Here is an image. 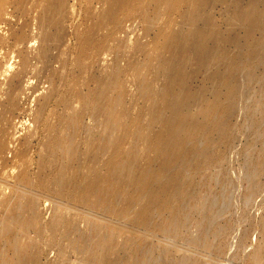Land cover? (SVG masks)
Wrapping results in <instances>:
<instances>
[{
    "label": "rangeland",
    "instance_id": "rangeland-1",
    "mask_svg": "<svg viewBox=\"0 0 264 264\" xmlns=\"http://www.w3.org/2000/svg\"><path fill=\"white\" fill-rule=\"evenodd\" d=\"M47 1L0 0V116L3 117V121H0L2 144L0 149V222L2 223L4 216L2 200L12 194L13 184L19 173L27 171L35 185L33 212L38 217L40 225L46 227L53 213H59L63 219L74 223L75 230L89 237L86 220L99 218L96 214L71 204L68 201L69 196L62 199L55 197L56 192H59L56 184L47 185L44 191L36 188L39 161L48 153L46 145L50 137L57 132L64 136L71 133L79 153L77 164L68 172V176L71 177L77 171L85 174L86 168L83 167L87 156L85 143L92 136V130L89 129L98 127L102 120L92 111H82L77 95H87L95 89L97 79H105L110 74L117 73V86L115 91L108 88L110 89L108 94L122 96V103L116 105L115 110L125 113L122 119L123 124H119L114 136L123 137L127 128L132 132L134 130L132 120L141 111L144 112L143 122L148 121L147 100L139 92L138 75L150 84L151 90L157 92L162 88L165 83L164 76L154 77L157 67L154 58L158 50L155 47L156 35L158 31L173 33L180 30L181 11L185 10L188 0H177L183 5L180 11H170L163 5L159 8L158 15H154L150 9L154 0H137L139 5L133 10H126V6L129 2L136 0H119L118 8L110 19H102V12L110 7L112 0H65V12L63 11L64 14L56 24V28L50 30L52 33L56 31L59 36L49 44L48 61L44 62L37 57L44 46L40 17ZM252 1L256 5L255 16L258 20L264 21V0ZM247 2L248 0H209L201 5L194 29L199 35V31L203 30L205 25L211 26L212 39L202 44V47L200 45L196 47L198 36L192 37L190 42L195 44L190 55L191 61L183 67V73L188 76L189 89L192 92L202 93L206 105L214 101L215 90L219 92L221 99H225L226 81L223 80V76L226 66L222 53L226 54L227 60H233L236 69L238 68L235 78L238 95L233 101L231 113L226 120L229 129L226 139H219L216 133L196 137L198 142L196 145L199 148H207L211 158H220L219 165L207 171L213 175L211 185L208 189H202L204 191L210 189L209 203H214L212 206L210 204L216 214L215 218L213 216L212 222L215 226L213 228H217L219 233L220 230L224 232L218 234L214 230L213 235L210 233L208 238L210 249L197 256L186 247L183 238H197L200 236V228L206 227L209 221L206 223V220L196 219L199 222L197 223L199 228L196 223L193 224L184 232L182 238L151 239L152 244L161 249H158L154 256L156 264H167L166 251L173 253L171 256L173 260L170 258L172 264L185 262L191 256L195 260L198 258L200 264H249L255 252L264 254L262 228L264 163L260 164L263 165L260 166L261 169L255 165V158L259 157V153L264 159V31L247 29L246 24L232 16L231 7L229 9V6L236 5L234 7L236 10H244ZM146 19H149L148 28ZM206 22H209V25ZM93 28L94 42L100 47L94 48L83 43V49L85 48L83 58L86 64L82 68L77 64L78 48L85 34ZM19 30L24 32L25 39L15 43L14 35ZM249 40L259 44L252 55L254 57L245 51ZM23 51L28 57L27 71L20 89L10 95V77L20 69L19 53ZM193 52L194 59H192ZM205 52L213 54L215 58L209 65L199 66L195 58ZM245 55L248 60H245ZM52 71L57 72L58 78L54 84L57 95L50 100L48 108L46 107L38 117L42 98L53 86ZM213 73H216L214 81L206 80ZM10 98L13 99L11 109L7 108ZM63 102L66 105H63ZM77 114H81V118L78 119L75 130L72 131L61 119ZM188 114L190 120L196 121L193 105L188 107ZM52 129L56 130V133ZM153 130H158V126ZM93 132L95 134V129ZM125 148L128 147L125 146ZM139 148L143 149L142 146ZM108 157L109 155L106 154L101 157V160L99 159L100 161L98 160L99 174L106 172ZM198 177H193L191 174L190 177L187 176V180L197 181ZM202 189L198 188L201 191ZM26 198L20 199L22 205L27 203ZM214 209L220 210L221 213ZM23 215L27 216L28 213ZM99 220L105 225L112 224L106 218ZM120 226H117L120 234L115 238V247L110 248V259L115 260V264H133V261L128 259V251L133 248V242H131L134 238L133 234L125 224ZM30 237L39 246L38 264L56 263L61 260L65 264H81L83 261V255L67 247V242L63 240L60 233L53 240L48 232H45L41 240L33 234ZM71 238H75V235ZM259 248L261 251L258 250ZM61 249L66 251L65 258H59L57 254ZM162 251L165 253H161ZM194 254L196 257L193 258Z\"/></svg>",
    "mask_w": 264,
    "mask_h": 264
},
{
    "label": "bare ground",
    "instance_id": "bare-ground-1",
    "mask_svg": "<svg viewBox=\"0 0 264 264\" xmlns=\"http://www.w3.org/2000/svg\"><path fill=\"white\" fill-rule=\"evenodd\" d=\"M64 1L48 0L41 13L40 27L43 30L42 42L44 46L37 57L41 61H48L49 44L59 36L56 31L52 33L50 30L56 28V24L65 12ZM118 1L112 0L113 3L110 7L102 12V19L113 17L116 8H118ZM136 1L129 2L126 10H133L134 7H137L139 2ZM208 1L188 0L185 10L181 11L182 26L180 30L173 33L158 31L155 43L158 50L154 58L157 67L154 77L163 75L165 83L156 92L151 90L150 84L143 81L142 77L138 75L139 92L147 100L148 121L146 123L143 122L144 112L141 111L132 120V124H134L132 132L127 128L123 137L114 136L119 124H123L122 119L125 116L124 112L115 110L116 105L122 103V96L120 94L109 96L108 94L110 89L115 91L117 73L110 74L109 77L102 80L97 79L95 89L87 95H77L82 105L81 110L84 112L92 111L102 120L98 127L93 128L95 134H93V129H89L92 130V136L85 143L87 148L86 160L83 163V167L86 168L85 174L77 171L71 177L68 176V172L77 164L79 152L74 145L71 133L64 136L52 129L56 134L48 140L46 145L48 153L39 161L36 188L44 191L47 189V185L56 184L59 192H56L55 197L62 199L69 196L68 201L71 204L86 212L96 214L99 219L106 218L112 224L105 225L99 219L86 220L89 229L87 231L90 232H88L90 236L85 237L77 229L75 230L71 220L63 219L59 213H53L46 227H42L38 217L33 212L35 185L31 181L29 172L23 171L19 173L13 184L12 194L2 200L4 216L2 223L0 222V264H38L39 246L32 241L31 234L41 240L45 232H48L53 240L60 233L63 240L67 242V247L73 252L76 251L83 255L81 264H115L116 261L110 259V248L115 247V238L120 234L117 226L125 224L134 237L131 239L133 248L128 251V259L130 258L133 264H156L154 256L160 248L152 244L151 239L182 238L184 232L189 230L193 224L199 225L196 219L206 220V223L209 221L206 227L200 228V236L197 238H183L186 247L197 256L210 249L208 241L210 233L212 234L214 230L218 234L224 232V230H220L219 233L217 228H213L215 227L212 222L213 216L216 214H214L211 206L214 203H209L211 200L208 194L210 189L205 191L202 189H208L211 185L213 175L207 171L219 165L220 158H211L207 148H199L196 145V137L197 135L216 133L219 139H226L229 130L226 120L231 113L233 101L238 95L235 80L238 68L236 69L233 60H227L226 54L222 53L221 56L225 60L226 66L223 76V80L226 81L225 99H221L219 92L215 90L213 92L214 101L208 105L204 103L202 93L192 92L189 89L188 76L183 73V67L191 61L190 55L195 44L190 40L197 35L194 23L199 17L201 5ZM163 5L170 11H180L183 6L177 0H154L150 9L154 15H158L159 8ZM234 7L236 5L229 6L232 16L246 24L247 29L264 31V21L258 20L255 16L257 10L252 0H248L244 10H236ZM206 23L209 25V22ZM146 24L148 28L149 19H146ZM199 32L196 47L212 39L213 29L211 26L205 25L203 30ZM24 39L22 30L17 31L14 35L15 43ZM94 41L93 28L85 34L78 48V63H76L82 68L86 64L83 58V50L85 49H83V43L94 48L100 47ZM248 42L245 51L254 57L252 55H254L259 44L250 40ZM206 52L195 58L199 66H207L215 58L213 54ZM192 55V59H194V52ZM19 57L21 59L20 69L10 77V95L20 89L22 79L27 71L28 57L24 51L19 53ZM244 57L245 60H248L246 55ZM82 71L84 72V69ZM215 74H210L206 80L214 81ZM57 78V72L52 71L53 86L42 98L38 117L45 110L50 100L57 95V88L54 86ZM10 99L7 103L9 109L13 106V99ZM62 104L66 105L65 102ZM190 105L194 107V119L196 121L190 120L188 114ZM80 118L81 114H77L62 118L61 121L66 122L67 128L74 131ZM0 121H3L1 116ZM156 126H158V130L154 131ZM140 146L143 149H140ZM263 152L261 153L263 154ZM106 154L109 155L106 162V172L99 174L97 171L98 160H101V157ZM255 159V165L261 169L263 165L260 164L264 163L262 161L264 159L260 153L259 157L256 156ZM191 174L193 177L199 176L197 181L187 180V176L190 177ZM198 188H201L202 191ZM23 197L29 198H26L28 201L24 205L20 203V199ZM216 209L214 210L216 211ZM24 213H28V215L24 216ZM262 226L264 230V223ZM197 227L199 228V226ZM74 235L75 238L72 239L71 237ZM163 252L165 253V251L161 253ZM166 252L167 264H172L173 258L171 256L173 253L171 251ZM65 253V249H61L57 254L59 258H65ZM191 257L179 264H200L198 258L195 260ZM170 258H172L171 261ZM248 263L264 264V254H256L255 252ZM49 264H65V262L61 260Z\"/></svg>",
    "mask_w": 264,
    "mask_h": 264
}]
</instances>
